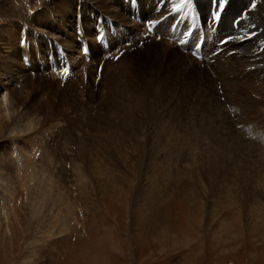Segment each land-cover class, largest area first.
<instances>
[{
	"label": "rangeland",
	"instance_id": "obj_1",
	"mask_svg": "<svg viewBox=\"0 0 264 264\" xmlns=\"http://www.w3.org/2000/svg\"><path fill=\"white\" fill-rule=\"evenodd\" d=\"M58 2L0 0L25 17H0V264H264V145L236 136L245 149L226 180L212 167L226 157L208 123L242 134L231 96L177 39L154 32L157 19L145 20L147 37L103 49L101 22L140 33L144 18L90 0L66 18ZM120 2L117 12L134 3ZM80 32L101 51L80 54ZM60 51L70 68L56 64ZM242 170L254 175L247 185Z\"/></svg>",
	"mask_w": 264,
	"mask_h": 264
},
{
	"label": "bare ground",
	"instance_id": "obj_2",
	"mask_svg": "<svg viewBox=\"0 0 264 264\" xmlns=\"http://www.w3.org/2000/svg\"><path fill=\"white\" fill-rule=\"evenodd\" d=\"M78 1L77 0H75V1L74 0H59V2L57 4H59L60 10H59V13H57V14L59 16H66V14H68L66 17V18H68L71 15L70 13H72V11L74 10V2H75V5H77ZM84 1H86V0H84ZM90 1H91V4H93V6L96 7L99 11H102V12L107 13V14H112L113 16L119 17L123 20L127 19V21L129 20V17H131V16L135 17L137 14L139 15V17L144 18V21L146 19L155 21V19L158 20V18H161V16L164 15L166 17L157 24V26L155 28V32L161 33L163 31H167L165 35L168 36L169 38L172 37V33L174 34L173 38H174V36L180 35L179 31H176L175 33L173 32L174 30L177 29V27L171 26L173 23L185 25L186 23H188V21L192 22V17L190 15L189 11H193L194 18H198L205 23L208 21L207 18L210 15L212 17L211 21H215L214 23H215V28H216L215 32L211 34L212 39L217 38V40H216L217 42H220L222 39L224 40L226 38H227V40L225 42H223L224 44H221L220 46H217V47H213V49L211 48V44H208V42L205 41L202 45L201 52H200V54L202 55L201 64L204 65L206 70L210 71V74L212 73V75H213L212 79L214 78L215 79L214 81L219 83V85L221 86V90L223 91L222 92L223 96H225L226 98L228 96H231V98L233 99L232 105L234 107H231L232 110H234L233 111V114H234L233 117L234 118L236 117V119L238 118L237 121L239 124H241L239 127L242 131V134H241L240 130L238 132H234L233 130H231V132H230V130H228L230 128H227V127L223 128V126L220 127V125H218L216 122H214L212 125H211L212 122L208 123L209 132H211L210 135L216 137L218 142H219V149H218L219 150V157L223 156V157H226L228 159L227 160L225 158V160H226L225 163H223L222 161L220 162V161H213L212 160L214 162V165L212 164V167L213 168L216 167V169L217 168L218 169L224 168L223 170L220 169L217 171L218 177L221 178V175H223V177L226 175L227 169H230L234 165H236V163L233 161V158L237 156L236 154H239L241 151H243L245 149V147L241 148L242 145L239 142H237L238 136L246 135L248 139H251L253 141L255 146L256 145L261 146V144L264 145V143H263V141H264V0H241L240 1L241 6L236 4L235 0H229L230 2L228 3V7L225 6V4L228 2V0H224L223 1L224 7L228 8V9H226L223 12V15H222V11L224 8L218 9L216 6L213 5L212 0L210 1L212 9H210L209 1L197 0L196 5H195L196 11H197L196 16L194 14V12H195L194 9L190 8V5L193 4V0L191 3H187V1H189V0H168L167 2L165 0V4L168 3L171 5L172 3L173 4L179 3V4H176V5H178L177 8L170 9V11H169L170 13L167 12V9L170 8V5H167L168 8H166L165 5H163L161 2H160V6H158V3L156 1H154V5H156V7H152L153 6V0H138V1H141L143 3L142 9L140 8L141 6L137 0H135V6H136L135 9L133 8L132 5L131 6L126 5L124 3V0H122V3L125 4V7H124V11L120 10V12H117V9L115 8L116 7L115 4H117L118 0H113V1L112 0H90ZM126 1L131 3V0H126ZM122 3L120 2L119 6H122L121 5ZM183 3H187V4H183ZM109 4H113V6H110ZM137 4H139V5L137 6ZM145 5H147L149 9L151 8L150 10H148L147 13H144V6ZM176 5H174V6H176ZM84 6H85V3H83V7ZM178 7L183 8V13L181 16L175 15V10L179 9ZM75 8L77 10L78 7L75 6ZM84 9H85V7H84ZM217 11H219V18L214 20L213 16L217 13ZM233 11H234V13L238 11V13L234 14V13H232ZM79 12L82 14L83 13L82 9ZM126 12H128V14ZM242 12H244V15H242ZM47 15L48 14H46V16ZM0 17H4V19L9 18L11 21L19 20L21 22H23L24 18H25L21 12L15 11L14 9H12V7L11 8L0 7ZM108 20L109 19H106L104 22H101V24H103L102 29L105 30V32H106L105 36H106L107 41L109 38L108 43H110L109 46H110L111 50H115L118 46H121L126 41H129V40L134 41L137 38V36H140V33L136 32V31H132L131 29L126 28V26H123L121 24L114 22L113 27H114V31L116 33V37H114L113 34L111 33L110 28L108 26L106 27V22L107 23L108 22L113 23L112 21H108ZM127 24H129V23H127ZM78 27H80V23L78 24ZM116 27H118V29ZM119 27H122V29L120 28L121 30H119ZM97 28H99V26H97ZM93 31H94V29H93ZM92 34H93V32H92ZM195 34H197V31H195ZM107 35H109L108 38H107ZM91 36L92 35L83 36L82 33L80 32L79 39L80 40L82 39L81 42L83 43L82 48L80 47V50L78 48V50H79L78 52H80V54H81V50H83V47L86 46L88 48L89 45L91 46L93 54H96V52L101 51V49L98 47V45L96 44L95 41L91 42ZM190 36L192 38L195 37L194 34H190ZM124 38H126V40L121 42V40ZM231 38H232V40H231ZM128 43H130V42H128ZM192 43L193 42L189 41V42H186V44L181 45L179 47H180V49H184V50L188 49V50H186V51H188V55H186L185 57L190 58L192 61H194V59H192L193 54L191 51V50H194L193 49L194 44L192 45ZM154 44L155 43L153 42L151 44V46H153ZM175 46H177V45L175 44L174 47ZM222 49H224V50L222 51ZM12 50H13V48H12ZM46 50L48 51V53L49 52L51 53V51H52V49H50V48H47ZM194 51L197 52L196 50H194ZM13 52L14 51H12L11 54L14 55ZM168 52H169V54L172 53L171 51H168ZM215 52H218V54H216ZM173 53H174V51H173ZM27 54H28V52H27ZM26 56L28 57V55H26ZM66 56H67V58L70 57L67 54H66ZM90 56H92L91 52H90ZM178 58L180 59V62H181V60H184L180 57H178ZM54 59H55L56 64L58 63L60 65V63H59L60 60H58V56L57 57L55 56ZM64 60L67 61V59H64ZM184 62H185V60H184ZM45 63H46V61L44 62V65H45ZM199 64H197V65H199ZM59 68H61V67H59ZM219 90H220V88H219ZM5 104H6V97H3L2 106ZM212 106L208 105V107H210V108H213ZM228 110H229V108H228ZM212 111H213V109H212ZM1 112H3V111H1ZM206 114H207V117L209 119H213V117L207 111L205 112L204 116ZM222 119L224 120L225 117L223 118V116H222ZM204 120H205V118H204ZM220 122H221V120H220ZM2 129L4 130V132H6V130H8L6 127H2ZM221 129H223V130L226 129L227 134H228V137L223 139V140L221 139V136H220V134H221L220 132H222ZM228 131L232 134H230ZM227 134H226V136H227ZM235 140H237V141H235ZM240 140H242V139H240ZM247 146H249V145H247ZM220 160H221V158H220ZM239 162H240V158H239ZM219 163H221L220 167L218 166ZM4 164H5V161L0 164V167L2 170H4ZM22 164L23 163H21V165ZM247 164H246V166H247ZM231 165H233V166L231 167ZM23 166H25V165H23ZM20 167H21L20 164L17 163V174L20 173V171H19L20 169L22 170V168H20ZM27 167H29V166L27 165ZM1 169H0V171H1ZM14 170H16V169H14ZM243 171L244 170H242V172L239 174V175H241V181L244 183L245 182L250 183V181H252L251 179L254 177V175H250V174H248V172H246V171L243 172ZM32 176H34L33 178L36 180V177H35L36 172ZM2 177H4V176H2ZM258 177L259 178L264 177V170H263V175L261 173L260 176H258ZM223 179H225V177ZM22 182L23 181H21L20 183H22ZM38 182H40V180H38ZM38 184H41V183H38ZM248 186H249V184H248ZM216 187L218 188V186H216ZM245 188H244V190H246ZM4 189H5V187H4ZM238 189H239V187H238ZM243 192H245V195H246V194H249L248 192H250V191L248 190V191H243ZM234 193H236V192H234ZM249 196H251V197H249L250 200L252 197L253 198L256 197L258 204L260 203L259 193L249 194ZM237 197L239 198V196H237ZM235 198H236V196H235ZM245 198H247V197H245ZM233 201H234V199H233ZM239 201H240V199H239ZM253 210H255V209H253ZM260 212L262 213L261 210H260ZM263 215H264V213H263Z\"/></svg>",
	"mask_w": 264,
	"mask_h": 264
},
{
	"label": "snow or ice",
	"instance_id": "obj_3",
	"mask_svg": "<svg viewBox=\"0 0 264 264\" xmlns=\"http://www.w3.org/2000/svg\"><path fill=\"white\" fill-rule=\"evenodd\" d=\"M212 3L214 6H216L218 9L223 8L224 3L223 0H212ZM219 18V11L213 16V19L216 20Z\"/></svg>",
	"mask_w": 264,
	"mask_h": 264
}]
</instances>
